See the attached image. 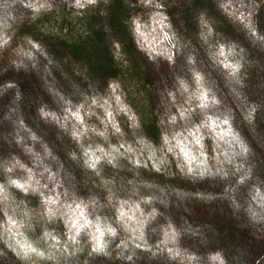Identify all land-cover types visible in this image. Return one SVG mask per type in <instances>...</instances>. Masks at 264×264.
Instances as JSON below:
<instances>
[{
	"label": "rangeland",
	"instance_id": "rangeland-1",
	"mask_svg": "<svg viewBox=\"0 0 264 264\" xmlns=\"http://www.w3.org/2000/svg\"><path fill=\"white\" fill-rule=\"evenodd\" d=\"M124 1L150 86L107 27L106 88L41 38L90 40L108 0H0V262L264 264V0H214L236 39L203 11L185 26L192 0Z\"/></svg>",
	"mask_w": 264,
	"mask_h": 264
},
{
	"label": "trees",
	"instance_id": "trees-1",
	"mask_svg": "<svg viewBox=\"0 0 264 264\" xmlns=\"http://www.w3.org/2000/svg\"><path fill=\"white\" fill-rule=\"evenodd\" d=\"M213 2L214 0H192V7L186 12L184 25L187 27L190 25L192 26L193 17L196 14L195 12L203 11L208 14L212 21H215V30L223 37H232V39L238 38V34L234 33L226 18L221 16L220 12L214 8ZM98 5L104 7L106 10V24L101 25L99 23L98 25V23L93 21L92 17H90L89 27L91 33L94 35L92 38L90 37V40L78 39L73 42L53 41L50 37L44 35H41V38L46 41L52 53L55 55L61 57V53H65L69 58L83 62L87 68L88 77L106 88L111 80L117 79L119 76L118 66L113 60L111 51L112 44L107 41L108 34L104 33L107 27L108 32L117 39L115 44L121 45L124 54L129 58L130 62H132V72L134 76L137 77L144 86L153 85V82L149 80L150 74L146 71L144 67L145 64L142 63V61L146 59L141 57L140 53L137 51L134 38L132 37L131 22L133 19V10L130 8V2L125 3L124 0H108L107 5H103V2ZM96 12L99 15L102 10L99 9ZM254 22L256 29L264 37V1L259 4L255 12ZM97 25L99 28L94 29ZM27 32L30 35H35V33L39 34L35 29ZM37 40L40 39L38 38ZM143 129L147 139L151 143L158 144L161 131L157 122L143 123ZM248 254L247 257L253 262L260 263L263 258L262 255H258L259 257L255 256L256 252L251 247L248 250ZM0 264L2 263L0 262Z\"/></svg>",
	"mask_w": 264,
	"mask_h": 264
},
{
	"label": "clouds",
	"instance_id": "clouds-1",
	"mask_svg": "<svg viewBox=\"0 0 264 264\" xmlns=\"http://www.w3.org/2000/svg\"><path fill=\"white\" fill-rule=\"evenodd\" d=\"M161 23L163 24V26H167L168 25V21H167V24L164 21L161 22ZM0 55H2V53H0ZM233 75H235V72H233ZM237 82H239V81H237ZM213 103L215 104V103H217V101L214 99L213 100ZM41 115H42V117H46L48 114L45 113V112H43V110H41ZM117 131H119V129H117ZM229 131H231V129H229ZM32 139L33 140H36L37 139V137H36L35 134H33ZM27 151L29 153H31L32 152V149L29 148V149H27ZM242 152H243V150H241V152L237 153V155H241ZM45 155L46 156H51L52 155L50 149H48L47 146H45ZM71 158L73 160H75L76 159L75 154H72ZM21 167H23V166L21 165ZM12 170H13L12 168L7 169V171H9V172H11ZM10 183L13 184V185H15V184H17V181L16 180H12L10 178ZM23 187L27 188L28 185L25 184V185H23ZM260 207H261V211L260 212H258V213L257 212H252L251 222H253L254 225L255 224H264V204H261ZM105 231H106L107 234H109L111 236H115L116 235V229L113 228V227H106L105 228ZM212 259L215 260V261H218V264H226V262H225V260H224V258L222 256V253L221 252H216L215 255L212 257ZM197 260H198V257L195 256V255L184 256L181 259V264H185L186 261L188 262V264H191V262L197 261Z\"/></svg>",
	"mask_w": 264,
	"mask_h": 264
}]
</instances>
